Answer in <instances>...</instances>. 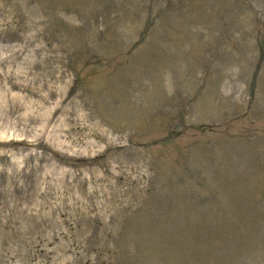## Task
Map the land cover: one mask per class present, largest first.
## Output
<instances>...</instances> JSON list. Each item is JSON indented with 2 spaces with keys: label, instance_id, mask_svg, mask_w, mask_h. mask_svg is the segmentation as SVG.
<instances>
[{
  "label": "rangeland",
  "instance_id": "1",
  "mask_svg": "<svg viewBox=\"0 0 264 264\" xmlns=\"http://www.w3.org/2000/svg\"><path fill=\"white\" fill-rule=\"evenodd\" d=\"M0 264H264V0H0Z\"/></svg>",
  "mask_w": 264,
  "mask_h": 264
}]
</instances>
